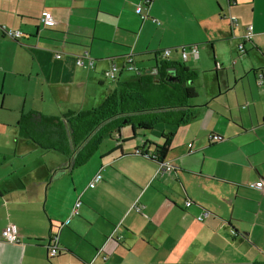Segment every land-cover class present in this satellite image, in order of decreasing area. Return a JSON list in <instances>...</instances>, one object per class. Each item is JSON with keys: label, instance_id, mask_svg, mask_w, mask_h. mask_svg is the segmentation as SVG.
Returning <instances> with one entry per match:
<instances>
[{"label": "crops", "instance_id": "crops-1", "mask_svg": "<svg viewBox=\"0 0 264 264\" xmlns=\"http://www.w3.org/2000/svg\"><path fill=\"white\" fill-rule=\"evenodd\" d=\"M209 47L212 69L199 61ZM85 51L88 67L75 62ZM129 53L142 73L162 60L190 70L187 114L151 127L115 117L87 156L79 142L62 152L24 137L23 114L99 106L117 83L103 70ZM164 144L173 169L158 173L150 154ZM261 177L264 0H0V264H264V195L249 186ZM11 223L18 242L4 239Z\"/></svg>", "mask_w": 264, "mask_h": 264}, {"label": "trees", "instance_id": "trees-1", "mask_svg": "<svg viewBox=\"0 0 264 264\" xmlns=\"http://www.w3.org/2000/svg\"><path fill=\"white\" fill-rule=\"evenodd\" d=\"M170 67L176 70L175 80H168ZM189 71L182 63L168 66V61L162 60L157 64L159 76L144 72L132 73L128 81L115 78L116 87L99 106L92 109L69 112L63 117L46 116L39 112L23 114L19 122L21 131L25 138L35 142L43 140V143L49 144L48 148L62 152H67L66 143L79 142L84 150L81 155L87 156L96 148L103 127L115 117L128 124L138 122L144 127H151L160 119H168L163 112L180 109L187 114L189 100L197 95L194 88L183 84L182 75ZM167 149V144L158 145L150 157L160 164L165 161ZM136 154L148 156L143 150Z\"/></svg>", "mask_w": 264, "mask_h": 264}, {"label": "built area", "instance_id": "built-area-1", "mask_svg": "<svg viewBox=\"0 0 264 264\" xmlns=\"http://www.w3.org/2000/svg\"><path fill=\"white\" fill-rule=\"evenodd\" d=\"M142 8H143V4L141 3L137 6L136 11L141 16V18L145 19L147 17V15L142 12ZM231 19L234 22V24L236 25L237 24L236 18L232 17ZM153 21L157 22V19L154 18ZM41 23L46 27H52L56 24V21L54 20L52 13L50 11H45L43 13L42 18H41ZM3 31H4V34L6 36H8L12 39H20L24 35V33L19 29L4 28ZM252 37H253V25L249 24L247 26V32L244 36V41L251 40ZM241 47H244L243 43L241 44ZM171 51H172V49H164L161 51V56L163 58L168 57L169 54L171 53ZM192 51H193L195 56H198V50H197L196 46H194L192 48ZM56 56L58 58H60V57H62V54L58 53ZM182 56L186 59V57H187L186 51H184V50L182 51ZM87 57L89 58V54H88V51H85L82 55L76 57V61H75L76 64L80 65V66H84V67H88L89 65H92L93 60L88 59V61H86L85 58H87ZM121 63L122 64L119 65L116 62H112V64L108 68L103 70L104 76L106 78H108L109 80H114L115 78H117L118 74H120V72H122L124 70L131 71L134 73H142L141 69L135 64L134 57H133L132 53H129L126 56H124L121 60ZM219 138H221V136L216 135V134H210L209 135L210 141L217 140ZM188 146L192 147V143H189ZM140 151H141L140 149H137L136 152L140 153ZM146 155H148V154H146ZM172 169H173V167L169 162L163 161V162H160V164H159L158 173H163L166 171H172ZM101 178H102L101 174H97L95 176V178L93 179V181L90 183V186L93 187L95 182L100 180ZM249 186L251 188L259 190L264 195V177H261L258 180L250 182ZM79 205H81L80 200H78L76 202L75 206L78 207ZM185 205L190 206L191 201L185 202ZM135 207L138 211L141 210V207H139V206H135ZM207 215H208V212L203 211L197 218L199 221H203ZM2 233H3L4 239L9 241V242L14 243V242H18L20 240L19 234L17 231V227L12 223L6 225L3 228ZM58 253H60L59 246L55 245V243L52 244L50 246V252H49L50 256H55ZM87 264H91V263H87Z\"/></svg>", "mask_w": 264, "mask_h": 264}, {"label": "rangeland", "instance_id": "rangeland-1", "mask_svg": "<svg viewBox=\"0 0 264 264\" xmlns=\"http://www.w3.org/2000/svg\"><path fill=\"white\" fill-rule=\"evenodd\" d=\"M204 55H206V59L204 60L205 65H209L211 67V69H212L214 67V61H213V53H212L210 47L207 48L206 51L203 50V48H201V57H200L199 61H201V59L203 58ZM185 62H186V60H185ZM116 63L119 64V65L122 64L120 59H117ZM200 65H201V63H200ZM199 74L202 77V76H205L206 73H199ZM131 76H132V72L131 71L124 70V71H122V76L120 77V80L121 81H128ZM105 81H106V84H108V85H111L113 83V81H110V80H107V79H105ZM197 81L198 80L196 79L195 82H197ZM102 89L105 90L106 88L104 87ZM144 153H146L148 155L150 154V153H147V152H144ZM54 154H56V153L54 152ZM152 154H150V155H152Z\"/></svg>", "mask_w": 264, "mask_h": 264}, {"label": "water", "instance_id": "water-1", "mask_svg": "<svg viewBox=\"0 0 264 264\" xmlns=\"http://www.w3.org/2000/svg\"><path fill=\"white\" fill-rule=\"evenodd\" d=\"M157 64H158V62H156L155 66L153 68L149 69L148 72L157 71ZM168 73H169L168 80H175L177 78L175 69H170L168 71Z\"/></svg>", "mask_w": 264, "mask_h": 264}, {"label": "bare ground", "instance_id": "bare-ground-1", "mask_svg": "<svg viewBox=\"0 0 264 264\" xmlns=\"http://www.w3.org/2000/svg\"><path fill=\"white\" fill-rule=\"evenodd\" d=\"M55 20V19H54Z\"/></svg>", "mask_w": 264, "mask_h": 264}]
</instances>
